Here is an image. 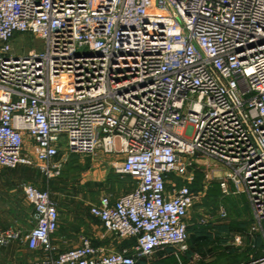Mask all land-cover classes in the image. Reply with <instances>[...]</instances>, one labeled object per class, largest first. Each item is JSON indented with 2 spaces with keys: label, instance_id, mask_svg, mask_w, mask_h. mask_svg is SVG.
<instances>
[{
  "label": "built area",
  "instance_id": "built-area-1",
  "mask_svg": "<svg viewBox=\"0 0 264 264\" xmlns=\"http://www.w3.org/2000/svg\"><path fill=\"white\" fill-rule=\"evenodd\" d=\"M17 33L44 47L15 55ZM98 149L135 185L90 213L134 244L107 252L81 234L58 251V203L25 181L26 243L42 252L33 264H135L185 249L205 195L191 187L196 158L231 169L264 237V0H0V167L38 164L51 178L69 153ZM18 238L0 231V246ZM235 264H264V249Z\"/></svg>",
  "mask_w": 264,
  "mask_h": 264
},
{
  "label": "rangeland",
  "instance_id": "rangeland-1",
  "mask_svg": "<svg viewBox=\"0 0 264 264\" xmlns=\"http://www.w3.org/2000/svg\"><path fill=\"white\" fill-rule=\"evenodd\" d=\"M13 46L15 55H24L30 49L40 50L44 47L41 38H34L27 33H17ZM196 160L199 161L191 166L196 174L192 185L197 190L203 189L204 183L207 186L209 174L210 188L206 195L197 199L190 211L188 223L190 226L194 222L212 226L226 225L230 229L217 235V229L213 228V238L205 244L188 239L185 249L159 250L152 255L150 261H155L164 253H172L178 256V262L169 256L161 260H165L166 264H234L263 251L264 237L261 230L254 227L250 200L236 183L226 177L231 169L214 160ZM118 161L116 157L104 153L101 149L94 154L69 153L64 168L50 179L38 164L19 165L16 168L0 167V229H16L21 234V238L15 239L16 241H9L0 246V264H33L36 259L42 257L41 251L32 250L26 244V235L33 222L32 205L25 198L23 182L30 181L38 187L48 188L58 201L61 214L68 219L75 210L90 209L103 194L118 198L134 187V180L118 171ZM185 173L178 172L186 176ZM177 175L172 174L171 182L187 183L186 179ZM222 180L227 184V191L220 185ZM223 211L226 212L225 216ZM191 236L190 230L188 238ZM258 236L262 237V244L259 245L255 242ZM220 239L223 241L221 244ZM126 240L116 238L107 252L121 249L123 245L127 246Z\"/></svg>",
  "mask_w": 264,
  "mask_h": 264
},
{
  "label": "crops",
  "instance_id": "crops-1",
  "mask_svg": "<svg viewBox=\"0 0 264 264\" xmlns=\"http://www.w3.org/2000/svg\"><path fill=\"white\" fill-rule=\"evenodd\" d=\"M218 177H221V176H218ZM208 178H209V174H207V186H206V183H204V185L206 187L204 186L203 189H198V190L195 189V190L205 192V195H206V191L208 193V190L210 188L209 183H208ZM194 180H195V178H194ZM193 183H194V181L192 182V184ZM191 186H193V185H191ZM39 188H41V187H39ZM41 189H46V188H41ZM51 195L55 199V197L53 196V193ZM99 198L96 201V203L99 201ZM57 203H58V201H57ZM58 206H59V203H58ZM59 210H60V207H59ZM32 214H33V207H32L31 215ZM33 226H34V222H33ZM3 228L0 229V231L16 230V229L4 230ZM30 230H28V232ZM81 234L87 235L89 238L92 239L93 244L103 246L106 248V250H109V248L111 247V244L116 239L114 234L106 231L101 226L100 222L95 217H93L91 215L90 209H88V210H80V209L75 210L72 212L71 217H69L68 219L65 218L60 212L59 227H58V230L53 234V243L55 246H57V250L63 251L72 245L78 244L79 243V237ZM130 240H132V239H130ZM12 241L14 242L16 240H12ZM126 241H129V240L127 239ZM132 245H130V246H132ZM123 246L121 247V249H123L124 247H130L129 245L124 246V247ZM121 249H117V250H121ZM171 254L172 253H169V254L164 253V254H162V256H159L158 259H156L155 261H150V260L146 259L147 260L146 264H151V263L152 264H159L156 261H159L161 259H166V257L170 256Z\"/></svg>",
  "mask_w": 264,
  "mask_h": 264
},
{
  "label": "trees",
  "instance_id": "trees-1",
  "mask_svg": "<svg viewBox=\"0 0 264 264\" xmlns=\"http://www.w3.org/2000/svg\"><path fill=\"white\" fill-rule=\"evenodd\" d=\"M129 176V175H128ZM193 190H195L196 188H194L193 186H191ZM216 228L217 231V235H220L222 232L229 230L230 228L226 225H216V226H212L211 224H200L199 222H194V224H191V226H188V232L191 230V238L190 239L191 242H197L199 244H205L206 242H208V240L212 239V229ZM193 230V231H192ZM212 237V238H211ZM134 240H129L127 241V244L130 246L134 243ZM223 241H221V239L219 240V244H221ZM255 242L259 245L262 244V237L258 236L255 239ZM28 246V245H27ZM169 250H172V248H168ZM262 251H259L256 255L261 254ZM169 257H174L176 262H178V259L176 257H178L177 255L171 254ZM147 258H140L137 260V262L135 264H146ZM159 264H166L165 260H159L157 261ZM235 264V263H234Z\"/></svg>",
  "mask_w": 264,
  "mask_h": 264
}]
</instances>
